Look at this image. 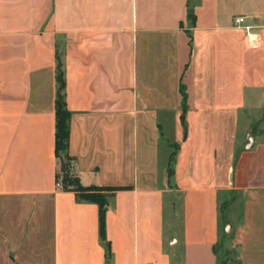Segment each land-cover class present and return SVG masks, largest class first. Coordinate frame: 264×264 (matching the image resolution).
<instances>
[{
  "label": "crops",
  "instance_id": "crops-1",
  "mask_svg": "<svg viewBox=\"0 0 264 264\" xmlns=\"http://www.w3.org/2000/svg\"><path fill=\"white\" fill-rule=\"evenodd\" d=\"M58 67L80 185L120 188L110 257L56 186ZM206 253L264 264V0H0V264Z\"/></svg>",
  "mask_w": 264,
  "mask_h": 264
},
{
  "label": "trees",
  "instance_id": "trees-1",
  "mask_svg": "<svg viewBox=\"0 0 264 264\" xmlns=\"http://www.w3.org/2000/svg\"><path fill=\"white\" fill-rule=\"evenodd\" d=\"M192 18V15H189ZM57 92L55 99V156L59 162V171L56 181L61 182L64 191L74 193L76 200L92 203L98 206L99 210V233L106 248L107 256L110 257V245L106 241L105 216L109 198L120 188H107L89 186L84 187L79 183L74 172V158L67 154L69 128L68 120L70 113L66 108L64 99V77L58 67L56 74ZM184 97V96H183ZM171 173V170H170Z\"/></svg>",
  "mask_w": 264,
  "mask_h": 264
},
{
  "label": "rangeland",
  "instance_id": "rangeland-1",
  "mask_svg": "<svg viewBox=\"0 0 264 264\" xmlns=\"http://www.w3.org/2000/svg\"><path fill=\"white\" fill-rule=\"evenodd\" d=\"M200 257H202L200 264H208V261L210 258H212V263L214 262L213 255H211V253H206L205 255H200ZM189 264H196V263L193 262V263H189Z\"/></svg>",
  "mask_w": 264,
  "mask_h": 264
},
{
  "label": "built area",
  "instance_id": "built-area-1",
  "mask_svg": "<svg viewBox=\"0 0 264 264\" xmlns=\"http://www.w3.org/2000/svg\"><path fill=\"white\" fill-rule=\"evenodd\" d=\"M243 22H244V19L241 18V17H238V18L235 19V24L238 25V26L241 25ZM249 41H250V42H253L254 40L249 39ZM252 47H255V46L253 45ZM56 186H57L58 188H60V187H61V182H60V181L57 182Z\"/></svg>",
  "mask_w": 264,
  "mask_h": 264
}]
</instances>
